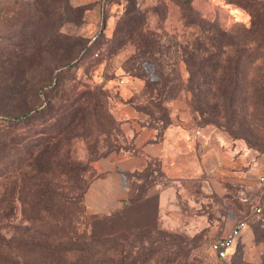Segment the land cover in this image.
<instances>
[{"label":"rangeland","instance_id":"rangeland-1","mask_svg":"<svg viewBox=\"0 0 264 264\" xmlns=\"http://www.w3.org/2000/svg\"><path fill=\"white\" fill-rule=\"evenodd\" d=\"M252 21L229 0H0V264L79 263L99 245L126 263L219 264L209 244L246 218L230 264H264V30ZM74 103L75 122L56 123ZM129 111L157 128L185 115L223 156L205 168L197 142L189 159L152 161L128 174L123 210L95 214L86 193L100 163L131 149Z\"/></svg>","mask_w":264,"mask_h":264},{"label":"crops","instance_id":"crops-1","mask_svg":"<svg viewBox=\"0 0 264 264\" xmlns=\"http://www.w3.org/2000/svg\"><path fill=\"white\" fill-rule=\"evenodd\" d=\"M142 86L140 83L135 84L136 91ZM176 111L171 114L170 123L162 128L151 126L137 111H129L128 118L122 121L123 129L129 135L133 134L132 147L116 157L115 162L114 158H109L99 164L98 170L102 176L94 181L86 193L87 207L91 211L106 215L122 209L129 199L127 173L141 170L152 161L165 165L179 162L186 155L189 159L193 147L198 143L201 147L205 146L202 154V165L205 168L209 163L221 161L222 138L209 128L193 130V124L187 117L184 114L178 116ZM212 150L216 152L215 155H212ZM263 170L264 160L260 162L257 172L258 189L257 179Z\"/></svg>","mask_w":264,"mask_h":264},{"label":"trees","instance_id":"trees-1","mask_svg":"<svg viewBox=\"0 0 264 264\" xmlns=\"http://www.w3.org/2000/svg\"><path fill=\"white\" fill-rule=\"evenodd\" d=\"M229 1L231 3L238 4L240 7H242L246 12H248L251 15V17L253 18V21H252V27L250 28L249 32L255 36L262 37L263 34H260V33L264 30V26L262 27V25L259 22H258V24H256V19L264 16V2H260L258 0H248V1L229 0ZM189 24L197 26V27H202L201 23H196L194 21L189 22ZM259 41H260L259 38L255 39L256 44ZM221 79H222V81L235 80L229 74H225ZM218 92L221 94L223 99L226 101L229 99V95L231 94V92L226 87H224L222 85L218 89ZM209 93H212V92L210 91ZM235 93L236 92L233 91V94H235ZM158 95H160V94H158ZM79 109H82V108L80 106H75V103H74V105L73 104L68 105L67 107L62 109L61 114L55 119V122L59 123L60 121L65 120V122L74 123L75 122L74 119H70V118H72L73 115L75 114V112ZM199 111H201V113L203 114V110L199 109ZM34 114L38 115V114H40V111L36 110L34 112ZM34 114L32 116H34ZM32 116H30V114L28 113V114L23 115L21 117H11L10 120L14 121V122L24 121L25 119L31 118ZM53 118H55V116H53ZM65 126H66V128L69 127V125H65ZM63 131H64V129H63ZM40 134H42V136H44V135H48L49 133L40 132V133H38V136H41ZM61 134H62L61 132H58V135H61ZM42 139L43 138L38 139V143H36V147L44 145V143L41 142ZM10 144H11V148H12L13 142H7L6 145L4 146V148L7 150L8 147H10ZM47 153H49L48 150H47ZM29 156H30V158H33L34 153H30ZM45 156H46V153L43 151L42 153H40L39 157H45ZM149 164L141 170L144 171L147 167H149ZM141 170H137V171H134L132 173H135V172H138ZM7 174H8V172L0 173V178L4 177ZM128 174H130V173H127V175H126L127 181H128ZM20 175H21L20 168H18V169H16V171L14 173V177L17 179ZM101 176L102 175L100 173H98V176L95 180L99 179ZM7 177H5V178H7ZM94 181L91 183L89 189L91 188ZM36 187H38V186L36 185ZM128 187H129V184H128ZM130 198H131V189L129 187V199H128L127 203L125 204V206L129 203ZM42 202H44V201L42 199H40L37 204L39 205ZM35 205H36V203H35ZM123 208L120 210L114 211L112 213L114 214L116 212H119V211L123 210ZM3 252L4 251L0 249V259L4 258L6 255V253H3ZM50 252L53 256H55V255H60L62 252H67V250L62 251V250L57 248V249H51ZM86 252L88 254V257L79 263H72V262H70V263H68V262H66V263L52 262V263H55V264H146L145 262H139L138 260H132L130 263H126L122 251L118 250L117 253L114 254V253H112V249H110L104 245H99L97 247H91L89 249H86ZM15 264H29V262L23 261V263H21L19 261V262H15Z\"/></svg>","mask_w":264,"mask_h":264},{"label":"built area","instance_id":"built-area-1","mask_svg":"<svg viewBox=\"0 0 264 264\" xmlns=\"http://www.w3.org/2000/svg\"><path fill=\"white\" fill-rule=\"evenodd\" d=\"M260 189L264 190V170L257 179ZM263 208L261 205H253L250 213L251 218L261 216ZM250 220L248 218L238 221L233 228L224 236L214 239L209 244V250L214 255L219 264H230L233 250L239 242L243 233L249 227Z\"/></svg>","mask_w":264,"mask_h":264}]
</instances>
